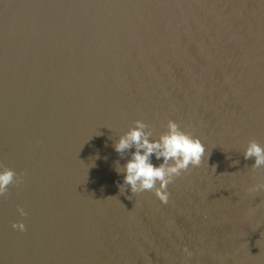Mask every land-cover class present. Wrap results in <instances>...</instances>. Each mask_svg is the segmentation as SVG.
I'll return each instance as SVG.
<instances>
[{"label":"water","instance_id":"obj_1","mask_svg":"<svg viewBox=\"0 0 264 264\" xmlns=\"http://www.w3.org/2000/svg\"><path fill=\"white\" fill-rule=\"evenodd\" d=\"M135 120L205 146L167 204L120 191L113 144ZM249 139L264 146V0H0V163L20 177L0 264H264Z\"/></svg>","mask_w":264,"mask_h":264},{"label":"clouds","instance_id":"obj_2","mask_svg":"<svg viewBox=\"0 0 264 264\" xmlns=\"http://www.w3.org/2000/svg\"><path fill=\"white\" fill-rule=\"evenodd\" d=\"M232 107L235 109L237 105L233 103ZM133 125L113 144L118 154L123 156L129 153L126 163L122 167L117 165L115 168L118 175L123 174V181L119 185L120 191L123 193L125 188L132 194L151 191L161 204H167L170 195L168 185L188 171L190 166H200L205 146L200 138L182 130L173 120L167 121V130L156 138H153L152 132L146 130L148 126L141 120L133 121ZM243 156L245 160L254 159L251 166L253 174L256 170L264 169V146L255 139L247 141ZM153 158L161 162L154 165ZM19 182L20 177L12 169L0 163V196L7 193L10 184ZM245 191L249 194L264 192V178L257 179ZM17 211L22 217L26 215L23 208L18 207ZM252 211L254 210H250V214ZM11 226L21 232L25 230L22 222H14ZM183 252L186 257L192 256L187 247Z\"/></svg>","mask_w":264,"mask_h":264}]
</instances>
